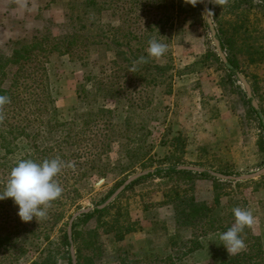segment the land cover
Instances as JSON below:
<instances>
[{
	"label": "trees",
	"instance_id": "1",
	"mask_svg": "<svg viewBox=\"0 0 264 264\" xmlns=\"http://www.w3.org/2000/svg\"><path fill=\"white\" fill-rule=\"evenodd\" d=\"M72 2V10L62 12V22L57 30L54 28L53 30L50 28L35 30L24 38L11 41L13 48L8 54H4L0 50V95L8 96L11 99V103L5 105V119L0 123V149H3L8 155L16 141L23 139L32 146V149L31 153L29 152L22 159L42 162L44 159L59 157L66 166L56 177V180L63 184L61 186L62 194L65 193V195L71 193L67 183L74 180L73 177H78L79 174L86 177L105 176L102 164L104 158L112 153H115L117 157L115 163L122 170L121 175L136 166H140L142 170L154 166L155 162L150 156L152 133L148 130V125L152 121L153 91L165 85L164 94L171 96L174 79L177 76L166 73L161 66L152 65L148 61L134 63V61H138V57L134 56V53L141 51L139 42L134 44L132 39L128 38V36H134L130 29L127 34L128 40L124 45L127 49L126 54L131 56L125 55L124 52H120V48L123 46L118 38L120 30L113 28L112 34L114 35L110 38V45L114 47L115 59L109 63L115 66L122 76H108L106 73L99 72L98 76L86 77L83 84L77 89V101L83 109L78 115L86 120L83 123L84 128L59 130L57 132L61 134L58 139V147H51L48 151L39 150L37 140L41 138L42 132L50 129L44 116L53 110L46 65L49 63V57L53 53H58L68 55L72 59L75 52L85 53L89 51L90 47H95L93 50L95 51L102 43L100 36L102 30L98 27L103 25L94 26V22L88 21V15L94 13L98 18H101L102 13L106 12L108 4L100 0H83L79 3L72 0ZM127 6L126 12L132 14L137 4H127ZM75 7L77 15L71 13ZM113 7L115 10L119 9L115 4ZM142 7L141 4L138 6L139 9ZM156 8H160V5L157 4ZM178 8L180 6H175L173 10L178 12ZM228 14L234 18L225 25L216 14L213 15L212 23L215 31L212 40L218 41L227 64L224 65L218 59L215 51L201 57L197 64L204 67L209 58L213 59L220 69L226 71L225 79L232 83L233 78L237 79L238 75L242 74L243 67H255L264 62V43L259 41L261 39L264 42V35L262 33L255 35L260 31L253 25L250 26L248 21L249 17L256 15L264 18V0H233L228 8ZM243 16L245 18H238ZM159 22L155 24L154 28H158ZM133 38L137 40L135 36ZM134 47L139 48L135 49ZM83 58L87 59L88 56ZM83 58L81 59L84 60ZM121 62L123 64H120ZM133 70L134 73H131ZM225 79L223 78V80ZM251 88L253 92L257 89L256 86L255 90L254 87ZM254 99V96L252 99H245L246 118L256 122V129L259 132L257 136L258 149L259 152H264V106L261 104L264 101V96H261L260 103L257 101V110L252 106ZM99 100L103 104L98 105ZM108 101L113 106H107ZM91 105H98L95 112L89 110ZM163 110L168 111L169 109ZM113 111L116 114H113ZM119 114H122L124 118L118 124L115 118L119 119ZM167 116L168 113H163L162 119L153 118L154 122H158L159 125L163 124L165 127L163 137L168 134L172 135L171 138L161 141V144L168 150L167 155L161 161L156 162L158 164L153 173L130 184L124 192L148 179L159 178L162 180L158 185L163 186V201L143 206L142 212L145 214L144 219L152 223L153 230L160 231L166 236L169 253L164 257H137L123 251L116 256L117 264H188L190 257L202 249L201 238L206 236L209 231L220 229L213 227L216 222L215 212L220 206L221 196L224 195V192L221 191L225 184L233 182L220 181L215 174L226 177L235 176L234 168L222 160L211 164L187 163L185 161L187 142L181 133L173 132L171 125L166 123ZM91 121H94V127L89 125ZM239 121L244 136L245 125L241 120ZM116 126L119 128L118 130H116ZM119 140H123L124 143L120 144ZM115 144L116 150L113 147ZM69 159L70 162L67 161ZM122 162H127L128 166H120ZM2 165L4 169L0 170V182L3 185L0 186V192L4 189L11 168L16 164L11 167L7 164ZM180 166H195L205 169L206 172L195 173L178 170ZM199 181H207L212 184L213 193L210 195V200L208 198L199 199L197 190ZM72 192L77 193L75 190ZM119 199L120 197L103 210L97 209L96 206L91 213L82 216L78 220L81 223L76 222L72 226L71 241L68 239L67 228L65 229L59 239V247L63 249L64 258L61 259H66V264H71L69 250L71 246L75 252L76 264H102L104 256L102 236L113 235L114 241L121 243L126 236L140 231L138 222H131L128 213L124 214L125 218L122 219V209H117L113 215H110ZM12 206L16 205L11 198L0 200V251L3 253L11 247L10 244H13L11 234L5 230L6 223L9 221L7 218L10 213L9 207ZM66 211L61 206L48 209L51 221L44 226L38 222L33 230L39 231H30V233L32 232L35 238H40L42 233H49L64 218ZM3 216L5 217L3 218ZM108 217L109 220H107ZM169 227L174 229L173 235H169ZM198 229L200 230L199 234L196 233ZM187 230L190 231L191 236L184 239L180 233ZM223 231H226V228ZM13 235V238L17 237L16 233ZM40 240L48 242L49 238H40ZM49 246L50 244L47 247ZM59 249L56 253L51 254L48 249L41 248L39 256L35 260H31L29 264H56L57 255H61ZM9 264L18 263L14 261ZM220 264H264V244L260 243L259 238L250 236L244 251L230 256Z\"/></svg>",
	"mask_w": 264,
	"mask_h": 264
},
{
	"label": "rangeland",
	"instance_id": "2",
	"mask_svg": "<svg viewBox=\"0 0 264 264\" xmlns=\"http://www.w3.org/2000/svg\"><path fill=\"white\" fill-rule=\"evenodd\" d=\"M80 1L83 0H76L75 3ZM100 1L108 4L106 12L102 13L101 18H98L94 13L89 14L88 21L94 22L96 27L103 25L98 27V29L102 30V35H100L102 38L101 45L95 51H93L95 47H90L89 51L85 53L81 51L75 52L72 59L68 55L53 53L49 57V63L46 64L53 110L44 116L50 129L42 132L41 138L37 140L39 150L48 151L51 147L57 148L61 134L57 132L59 130L84 128L83 123L86 120L78 115L83 109L77 101V89L83 84L86 77L98 76L99 72L106 73L108 76H122L121 73H118L117 68L109 63L115 59V51L114 47L110 45V38L114 35L112 34L113 28H116L120 30L118 38L121 40L120 44L123 45L120 48V52L129 55L126 54L127 49L124 45L128 38L132 39L134 44L139 42L141 51L134 53V56L138 57L137 60L144 56L150 64L161 66L168 74H176L174 85L181 84L179 88H183L184 95H187L188 99L195 101L197 106L199 102L201 103V108L207 114L204 115V118L201 115H197L195 122L198 121V123H195V126H199V123L201 125L202 122L209 123L206 121L209 118L216 124L221 109L228 110L232 114L231 119L237 121L239 135L235 140L231 139V142L216 143L215 141H210L211 137H214L212 135L214 127L211 124L206 128L199 129L200 133L212 136L207 137L204 135V137H201L200 135L198 137L197 134L194 135L193 139L196 144L191 151L186 152L187 155L185 154L187 163L211 164L222 160L233 166L235 176L252 174L264 168V152H259L257 143L259 134L256 129L257 124L255 121L246 118L245 107V99H252L254 96V101L256 103L259 101L260 103L261 96H264V62L255 67H243L241 77L247 81L250 88L254 87V90L255 86L257 88L254 92L251 88L252 98L247 97L238 77L237 79L233 78L232 83H229L228 79H225L226 71L220 69L213 59L209 58L207 65L204 67L199 63L197 64L200 61L199 59L205 57L209 52L215 51L218 55L205 21L204 9L206 0H202L195 6L186 3L185 0ZM213 2L211 1L210 6V9H212L210 12L212 23L213 15L215 14L224 25L232 21L234 17L229 16L228 8L233 3V0H229L228 4L223 6L216 5V0H213ZM114 4L119 7L118 10L114 9ZM127 4H137L132 14L126 12ZM140 4L143 5L141 9L138 8ZM157 4L160 5V8H156ZM72 5V0H0V50L4 54H8L13 48L11 41L5 45H2L4 42L1 43L8 38L5 33L6 30L11 31L13 34V41L17 38H24L35 30H42L43 28L52 30L54 28V30H57L62 22V12L70 11L69 9L72 10ZM175 6H180L178 12L173 10ZM76 9L75 7L71 13L77 15ZM238 18L243 19L245 17ZM158 21H160L157 25L158 28H154ZM248 21L250 26L253 25L260 31L256 32L255 35L260 33L264 35V18L256 15L255 17H249ZM63 24L65 25V23ZM159 26H161V29H159ZM130 29L137 40H134V36H128L127 38ZM152 38L168 46L166 54L161 58H148L146 49L148 48L149 40ZM259 41L264 43L261 39ZM86 56L88 58L84 59L83 57ZM120 64H123V62ZM225 81L226 83H224ZM223 84H226V86H223ZM191 87H194L192 88L193 90H190ZM165 91V85L153 91L152 121L148 125V130L152 133L150 138L152 152L150 156L155 162L154 166L145 170H142L140 166H136L131 171L121 175L122 170L115 163L117 157L115 153H112L104 158V163L102 164L105 176L91 175L86 177L79 174L78 177H73L75 181L71 180L67 183L70 186L71 191L69 190V192L71 193L69 195L62 194L51 206V208L61 206L62 209L67 211L64 214V218L54 229L50 230L49 233L41 234L40 238L48 237V242L39 241L40 238H35L32 232L39 231L33 230L38 222L42 226L50 222L49 216L39 221L34 218L30 222H22L18 216L19 206L9 207V217L6 216L9 221L6 223L5 230L11 234L13 239L11 242L13 244H10L11 247L5 250L4 253L0 251V264H9L14 261L18 264H29L31 260L33 261L39 256L41 248L48 249L51 254L56 253L57 249L60 248L61 255H57L56 264H66V259H61L62 257L64 258V255L62 247H59V239L67 228L70 217L84 208L100 206L127 178L143 171L155 170L158 164L156 162L161 161L167 155L168 150L166 146L161 144V141L171 138L170 136L172 135L168 134L163 137L166 130L165 127L163 124L159 125L158 122L153 121V118L162 119L163 113H168L166 123L171 125L173 132H177L169 121L171 117V107L169 105L171 100L169 98L172 95H165ZM189 91L193 92L190 94ZM185 100L186 98L183 101ZM101 104L103 103L99 100L98 105ZM261 104L264 106V101ZM98 105H91L89 110L95 112ZM107 106L113 105L108 101ZM165 108L169 110L164 111L163 109ZM179 108L182 110L185 106L182 104ZM113 114H116V112L113 111ZM123 118L124 116L119 114V119L115 118V120L119 124ZM178 119L180 120V118ZM239 120L245 125L244 136ZM93 123L94 121H91L89 125L94 127ZM118 129L116 126V130ZM184 139L186 140V138ZM119 143L122 144L124 141L119 140ZM113 147L114 150L117 149L116 144ZM31 149L32 146L23 139L16 141L15 146L11 148V153L8 155L5 154L3 149H0V170L4 169L2 164H7L11 167V165L25 158ZM195 154L196 157H194ZM67 161L70 162L71 160ZM36 162H39V160ZM120 166L127 167L128 163L122 162ZM101 180H103V183L97 186ZM161 182L162 180L159 178L145 180L129 188L126 192H121L116 198L117 200L120 197L113 210H111L110 215H113L117 209H122V219L125 218L124 214L128 213V218L131 219V222H138L140 231L130 234L132 235L130 239H127L126 236L121 243H116L113 235L102 236L101 242L104 251L102 264H117L115 262L116 256L119 253H123V251L137 257H164L169 253L166 246V236L161 234L160 231L153 230L152 223L144 219L145 214L142 212L143 206L163 201V186L158 185ZM197 183L199 199L208 198L210 200V195L213 193L212 184L207 181H199ZM236 183L225 184L221 191L224 192V195L220 198V206L215 212L216 222L213 224V227L220 229L209 231L206 236L201 238L202 249L196 251L190 257L188 264H220L223 260L232 256H229L219 236L234 224L235 217L232 212L234 207L249 209L255 217L254 225L251 228L246 227L240 234L245 244L247 245L250 236L259 238L260 243L264 244V176ZM2 185L0 182V186ZM59 185L62 186L63 184L59 183ZM73 190L77 193L72 192ZM80 218L75 223H81L78 221ZM107 220H109V217ZM225 228L226 231H223ZM30 231L32 232L30 233ZM168 232L169 235H173L174 229L169 227ZM15 233L17 237L13 238ZM196 233L199 234L200 230H196ZM180 236L185 239L191 236V233L189 230L182 231ZM49 244L50 246L47 247ZM58 259L61 260L58 261Z\"/></svg>",
	"mask_w": 264,
	"mask_h": 264
},
{
	"label": "clouds",
	"instance_id": "3",
	"mask_svg": "<svg viewBox=\"0 0 264 264\" xmlns=\"http://www.w3.org/2000/svg\"><path fill=\"white\" fill-rule=\"evenodd\" d=\"M185 2L195 6L202 0H185ZM228 2L229 0H216L215 4L223 6ZM167 50L168 46L155 38L149 40L146 49L148 58L153 59L161 58ZM146 62L147 59L144 56L134 61V63ZM131 73H134V70ZM10 103V97L0 95V123L5 119V105ZM65 166L59 157L44 159L42 162H35L32 159L19 160L11 168L4 189L0 192V200L11 198L14 201V204L19 206L18 216L22 222H30L34 218L37 221L46 219L52 202L59 199L63 193V188L56 177ZM232 212L235 217L234 224L219 236L229 256L238 254L246 248L240 234L246 227L251 228L255 223V217L249 209L234 207Z\"/></svg>",
	"mask_w": 264,
	"mask_h": 264
},
{
	"label": "crops",
	"instance_id": "4",
	"mask_svg": "<svg viewBox=\"0 0 264 264\" xmlns=\"http://www.w3.org/2000/svg\"><path fill=\"white\" fill-rule=\"evenodd\" d=\"M5 33L8 38L4 39L1 42H4L2 45L8 44L10 41H13V34L11 33V31L6 30ZM179 85L181 84L174 85L173 94L169 98L171 100V103L169 104L171 107V117L169 118V121L172 123V126L175 127V130H177V132L181 133V135L186 138L187 153L191 151L194 145L196 144L194 143L193 139L195 134H197L198 137H200V135L201 137H204V135H206L207 137H211L213 135L214 137H211L210 141H215L216 143H223L224 141L231 142V139L235 140L236 138H238L239 132L237 130V121L231 119L232 114L226 109L220 110V115L219 118L216 120V124H214L213 121L209 120V118L208 120H206L209 123L202 122L201 125L199 123V126H195V123H198L197 120V122H195V119H197V115H201L204 118V115H206L207 112H205L201 108L200 102L197 106L195 101L193 102V100L188 99L187 95H184L185 93L183 92V88H179ZM192 88L194 87H191L190 90H193ZM189 92L191 94L193 91ZM184 98H186L185 101H183ZM182 104L185 106V108L181 110V108L179 107H181ZM178 118H180V120ZM209 124L213 125L214 127L212 135L200 133L199 129L206 128ZM194 157H196V154ZM131 237L132 235H128L127 239H130Z\"/></svg>",
	"mask_w": 264,
	"mask_h": 264
},
{
	"label": "water",
	"instance_id": "5",
	"mask_svg": "<svg viewBox=\"0 0 264 264\" xmlns=\"http://www.w3.org/2000/svg\"><path fill=\"white\" fill-rule=\"evenodd\" d=\"M211 1L212 0H206L205 1V11H204V16H205V21L208 25L210 34H211V38H214L215 36V31L213 28V24H212V20L210 17V6H211ZM213 43L215 46V49L218 53L219 59H221L222 63L224 65L227 64V61L225 59V55L224 53L221 51L219 43L217 40L213 39ZM238 79L239 81L242 83L245 93L247 95L248 98H252V92H251V88L249 87L247 81L241 77V75H238ZM252 106L254 109H258V105L257 103L253 100L252 101ZM178 170H186V171H190V172H195V173H203L206 172L205 169L203 168H199V167H195V166H180L178 167ZM154 170H148V171H143L140 173H137L129 178H127L124 183L121 184V186L109 197L105 200V202L103 204H101L100 206H97V209L99 210H103L105 208H107L111 203H113L116 198L121 194V192H123L130 184L134 183L135 181H137L138 179L145 177L147 175H149L150 173H153ZM215 176H217V178L220 181H228V182H245V181H249V180H253V179H257L260 178L261 176H264V168H262L261 170L252 173V174H247V175H241V176H222L219 174H215ZM103 183V180H101L98 185H101ZM95 209V207H87L84 208L78 212H75L69 219L68 221V226H67V235H68V239L69 241H71V235H72V226L75 223V221L84 216V215H88L89 213H91L93 210ZM73 246H71L69 248L70 250V255H71V264H76V259H75V252L72 248Z\"/></svg>",
	"mask_w": 264,
	"mask_h": 264
}]
</instances>
